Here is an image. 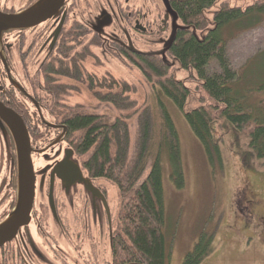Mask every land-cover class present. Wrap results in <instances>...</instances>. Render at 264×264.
I'll use <instances>...</instances> for the list:
<instances>
[{"label":"rangeland","instance_id":"obj_1","mask_svg":"<svg viewBox=\"0 0 264 264\" xmlns=\"http://www.w3.org/2000/svg\"><path fill=\"white\" fill-rule=\"evenodd\" d=\"M132 3H136L135 6H144L143 12L150 11L151 20L159 18L161 22L164 18L165 6L162 0H135ZM261 3H264V0H219L206 12V17L211 24L215 12L224 6L246 9L248 6ZM83 6V3H79L75 9L80 20L89 18L88 15H82ZM120 24L121 22L118 21L108 28V43L104 41V37L89 32L79 45L66 50L67 54L63 60L64 78L47 84L49 96L56 95V98L51 97L52 106L58 107L60 113H49L46 115L47 119L52 123L56 120L60 121L63 118L61 114L69 112V109L108 115L112 120L121 114H127V111L118 109L112 103L97 100L88 89L90 78L101 86L100 91L103 93L108 92L103 87L112 85V79L120 83H128L131 92L125 96H129L135 102V110L143 106H153L159 116L162 108L159 106L163 104L178 133L184 172V185L179 187L172 178L173 167L169 155H164L162 160L165 204L163 233L167 248L171 252L170 264H182L186 254L195 247L202 236L213 240L210 246L212 247L213 244L214 251L201 264H264V158L258 157L250 146L248 132L239 130L219 113H215L211 125L215 146L211 158L188 123L184 111L171 99L165 98L161 91L156 95L153 85L142 71V65L134 63L140 62L138 56L133 54L129 56L130 53L126 55L121 49L118 39L125 41L126 37L120 31ZM158 27L162 30L163 25ZM153 30L154 32L150 30L138 34L134 32V35L131 33L130 36L135 37L131 45L143 52L160 54L163 51L162 39L168 38L169 32L167 35H160L157 34V29ZM169 30H171L170 26ZM33 32L34 38L42 42L43 30L38 29ZM226 33L229 39L227 55L231 67L233 70H238L243 78L239 90L242 91L243 86L244 88L250 86L249 89L253 87L252 102L264 100V13L263 20L257 27L246 30L227 28ZM92 39H96L94 41L96 44L91 47L92 52L96 54L95 60L90 58L86 61V58L75 55L77 50L82 51ZM64 42L67 43V40ZM166 56L173 65V75L183 80L191 91L185 111L210 103L208 95L200 87L201 81L197 74L192 70L181 69L179 63L169 53ZM40 58L41 56L37 59L41 60ZM38 64L40 61L34 66L32 74H38L36 71ZM208 71L221 72L218 61H212ZM51 86H55L53 92L50 90ZM59 94L65 97L57 98ZM157 102H160V105ZM138 114L128 119L133 147L139 129ZM157 121L160 124L159 120ZM42 129L45 130V127ZM81 135L80 131H76L69 140L77 142ZM55 136V131L49 132L50 139ZM63 147L68 145L63 144ZM35 157L37 166L44 167L51 161L37 154ZM86 157H80L81 163ZM149 170L150 168L146 169L143 177L147 176ZM98 183L107 190L110 224L115 233L119 227L118 189L104 178L99 179ZM79 194L82 204L90 202L82 186L79 188ZM110 228L108 223V244H110ZM108 250V247L104 248L106 255L109 254Z\"/></svg>","mask_w":264,"mask_h":264},{"label":"flooded vegetation","instance_id":"obj_2","mask_svg":"<svg viewBox=\"0 0 264 264\" xmlns=\"http://www.w3.org/2000/svg\"><path fill=\"white\" fill-rule=\"evenodd\" d=\"M39 1L41 0H0V12L6 15L21 14ZM132 1L135 0H65L63 7L54 16L39 25L0 32V103L8 109L12 120H19L25 126L35 173V199L30 221L21 226L11 240L0 245V264L119 263L114 260L115 235L110 224L107 190L98 183L102 178L92 177L88 172L85 166L88 153H80L78 142L69 140L72 134L63 118L55 123L47 119L46 115L49 113H60L58 107L52 106L51 97L56 98V95L49 96L47 84L64 78L63 60L66 50L79 45L89 32L104 37V41L108 43V28L118 21L121 22L120 31L126 37L125 41L118 40L126 55L150 53L136 48L137 51H133L131 43L135 37L130 35H134V32H154L153 29H157V34L160 35H167L169 32L168 38H160L164 50L174 31L173 17L166 19L165 10L163 23L159 18L151 20L150 11L143 12L144 6H135L136 3ZM79 3L84 4L82 15L89 16L86 20L77 17L75 9ZM179 22L181 23L178 19L174 41L183 28V24ZM161 24L162 30L158 27ZM38 29L43 30L42 42L34 38L33 31ZM95 40L92 39L82 51L77 50L75 55L86 58V61L90 58L95 60L96 54L91 48L96 44ZM39 56L41 60L37 59ZM39 61L36 69L38 74H32ZM134 63L139 66L143 64L142 61ZM54 89L55 86L50 87L51 92ZM59 96L65 97L59 94L57 98ZM50 131L56 132L52 139L49 138ZM40 144L44 146H39ZM63 144L68 147H63ZM36 154L51 161L44 167L37 166ZM81 156H87L83 163ZM67 164L71 166L69 169H66ZM77 167L82 172L84 181L77 178ZM87 182L96 191L90 190ZM18 183L19 153L16 135L10 119L0 113V227L17 210ZM81 186L89 196V203L80 202ZM108 223L111 227L110 244ZM105 247L109 248L107 255Z\"/></svg>","mask_w":264,"mask_h":264},{"label":"trees","instance_id":"obj_3","mask_svg":"<svg viewBox=\"0 0 264 264\" xmlns=\"http://www.w3.org/2000/svg\"><path fill=\"white\" fill-rule=\"evenodd\" d=\"M218 1L169 0L183 28L167 52L181 69L197 74L200 87L208 95L210 103L185 111L191 91L183 80L173 75V65L167 56L161 53L137 56L143 62L142 71L153 85L156 95L161 91L165 98L171 99L184 111L188 123L211 158L215 147L211 131L215 113L239 130L247 131L250 146L258 157L264 158V100L252 102L253 87L249 89L250 86H243L242 91L239 90L243 78L238 70L231 67L226 33L227 28L246 30L260 25L264 3L246 9L224 6L215 12L210 24L206 12ZM214 60L218 61L221 72L208 71ZM111 83L103 87L108 90L103 93L101 86L91 78L88 89L97 100L112 103L118 109L127 111V114L112 120L108 115L69 109L63 114V120L71 134L76 131L82 133L77 142L80 153H88L85 166L90 175L104 178L118 189L119 227L114 233V260L133 264H170L171 252L163 233L165 204L162 160L165 154L169 155L173 167L172 178L182 187L184 172L178 133L163 104L159 106L162 107L159 116L153 106L135 110V102L125 96L131 92L129 84L115 79ZM158 98L161 101L160 96ZM157 104L160 105V102ZM137 113L139 129L133 147L128 119ZM147 168H150L149 173L143 177ZM212 241L202 236L186 254L182 264H201L214 251L213 244L210 246Z\"/></svg>","mask_w":264,"mask_h":264},{"label":"water","instance_id":"obj_4","mask_svg":"<svg viewBox=\"0 0 264 264\" xmlns=\"http://www.w3.org/2000/svg\"><path fill=\"white\" fill-rule=\"evenodd\" d=\"M166 10V19L170 16L173 17L174 31L170 41H167L166 48L161 52L165 56V52L168 47L173 43L176 37V27L177 21L179 19L176 12L170 5L169 0H162ZM65 0H41L34 6H32L27 11L16 15H6L0 12V32L9 29L18 28H30L47 21L52 16H54L64 5ZM110 23V21L108 22ZM131 49L135 51L136 49L132 46ZM137 51V50H136ZM0 111L2 116L8 117L10 119V125L14 129L16 135L17 148L19 153V185H18V204L15 214L0 227V245L12 239L16 234L17 230L29 223L30 213L33 207L35 199V173L34 166L31 159V149L30 141L27 130L24 125H22L19 120H12V117L8 114V109H6L0 103ZM71 166L67 164L66 169ZM78 169V167H77ZM75 166L73 167V171ZM59 173V172H58ZM58 175H61L60 173ZM70 175V173H69ZM77 178L84 181L82 172L78 169ZM87 187L96 191L94 186L90 182H87Z\"/></svg>","mask_w":264,"mask_h":264}]
</instances>
